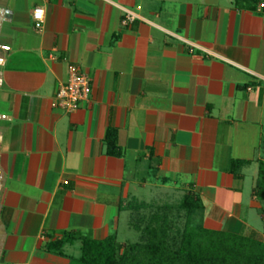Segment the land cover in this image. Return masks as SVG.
<instances>
[{
    "label": "crops",
    "instance_id": "crops-1",
    "mask_svg": "<svg viewBox=\"0 0 264 264\" xmlns=\"http://www.w3.org/2000/svg\"><path fill=\"white\" fill-rule=\"evenodd\" d=\"M236 1L0 0V264H70L82 238L124 243L119 225L150 187L198 197L208 230L262 233L264 0ZM69 66L89 81L71 113L52 106ZM234 160L247 162L238 177ZM66 235L61 254L48 248Z\"/></svg>",
    "mask_w": 264,
    "mask_h": 264
},
{
    "label": "trees",
    "instance_id": "trees-1",
    "mask_svg": "<svg viewBox=\"0 0 264 264\" xmlns=\"http://www.w3.org/2000/svg\"><path fill=\"white\" fill-rule=\"evenodd\" d=\"M258 0H237L236 5L254 9ZM264 7V5L262 6ZM106 154L118 157L120 150L116 144V131L108 129L105 134ZM246 161L231 162V171L238 177L237 171ZM254 195L264 197V162L258 164L257 179L253 188ZM145 203L134 202L128 209L138 211L145 208ZM179 209L187 218L200 215L202 205L198 197L185 193ZM193 215V216H192ZM192 216V217H191ZM142 218H137L133 228L141 233L139 242L117 243L114 234L104 240L82 238L80 255L70 264H264V214L262 216V233L250 232L248 235L208 230L198 219L195 223L185 225L178 238L170 236L169 219L166 214H151L141 228ZM71 235L51 242L50 250L61 254L64 243H71Z\"/></svg>",
    "mask_w": 264,
    "mask_h": 264
},
{
    "label": "rangeland",
    "instance_id": "rangeland-1",
    "mask_svg": "<svg viewBox=\"0 0 264 264\" xmlns=\"http://www.w3.org/2000/svg\"><path fill=\"white\" fill-rule=\"evenodd\" d=\"M261 156L264 160V146H262ZM252 168L253 167L244 170L247 180H249L251 175L256 173L255 170H252ZM139 194L142 200L146 201V206L145 208H142L138 211H132L130 220L127 217L122 219L117 232L118 241L124 242L120 243V246L140 241L141 233L133 228V224L139 217L142 218L141 223H139L140 227L142 228L150 218L151 214H166L169 219L170 236L175 238L179 237V234L183 230L184 226L189 225L190 221L191 223L192 221L195 223L199 219L198 214H194V216L192 215L193 218H190L192 220H190L185 215V212L178 208L183 197L182 192L179 190H157L155 187H150V190H146L144 192L139 191ZM253 225L257 232H261L262 228L260 222L255 221Z\"/></svg>",
    "mask_w": 264,
    "mask_h": 264
},
{
    "label": "built area",
    "instance_id": "built-area-1",
    "mask_svg": "<svg viewBox=\"0 0 264 264\" xmlns=\"http://www.w3.org/2000/svg\"><path fill=\"white\" fill-rule=\"evenodd\" d=\"M263 5L260 4V7ZM134 16L129 11H124L122 23L124 25L130 24ZM32 20L34 28L40 31L43 24V10L42 8H35L32 11ZM89 94V81L87 77L81 74L76 67H68V78L65 83L58 86L55 101L52 103L53 107L60 108L64 112H74L80 104L85 101Z\"/></svg>",
    "mask_w": 264,
    "mask_h": 264
}]
</instances>
